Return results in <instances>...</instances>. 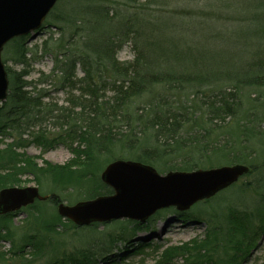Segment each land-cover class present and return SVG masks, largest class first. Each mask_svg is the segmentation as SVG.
I'll list each match as a JSON object with an SVG mask.
<instances>
[{
	"label": "trees",
	"instance_id": "1",
	"mask_svg": "<svg viewBox=\"0 0 264 264\" xmlns=\"http://www.w3.org/2000/svg\"><path fill=\"white\" fill-rule=\"evenodd\" d=\"M172 2L180 4L179 8L166 12ZM190 3L192 0H60L49 16L61 36H50L42 45V55L52 56L53 68L50 74L42 73L35 81H28L27 77L36 61L38 46L29 48L25 36L13 39L14 61L22 70L6 66L10 86L7 100L0 103V137L11 141L0 146V189L20 186L23 176H34L40 185L52 184L48 202L58 205L61 199L57 191L70 188H83L80 195L84 200L113 194L100 177L104 158L111 162L131 154V160L154 166L168 154L181 153L184 158L179 166L168 163L167 172H192L206 166L203 156L216 151L215 147L192 146L183 133L190 134L192 130L187 128L192 126V97L199 98L204 93L200 92L202 87L216 84L212 83L214 70L205 68L223 63L196 39ZM128 45L133 59L119 60V51ZM31 54L32 58H28ZM259 63L257 70L243 75L250 85H264V59ZM49 82L56 90L67 91V106L48 101L49 88L39 86ZM233 95L220 94L218 105L209 103L213 116H235L236 105L228 103V96L233 99ZM246 133L254 135L248 129ZM60 144L73 155L65 165L49 161L39 164L21 151L29 145L46 151ZM192 153H197V158H192ZM246 154L241 152L227 160V165H251V156ZM37 203L23 209L37 217L36 226L20 239L14 238L11 227L16 213L0 216V241L12 242L8 254L0 250V264L11 261L8 255H13L12 262L17 264L28 262L27 248L31 256H44L48 248L45 234L59 233L57 225L62 218L55 215L53 222H43ZM230 214V226L221 233L223 257L213 260L207 255L209 252L202 254L204 245L213 239L210 238L208 242L192 241L167 248L162 259L188 253L195 262L206 257L207 264L240 263L254 246L258 231H249L250 215L237 211ZM98 225L89 228L97 230ZM124 231L93 236L86 247L54 256L46 264H96L98 254L109 253L115 243L132 237Z\"/></svg>",
	"mask_w": 264,
	"mask_h": 264
},
{
	"label": "rangeland",
	"instance_id": "2",
	"mask_svg": "<svg viewBox=\"0 0 264 264\" xmlns=\"http://www.w3.org/2000/svg\"><path fill=\"white\" fill-rule=\"evenodd\" d=\"M61 3L57 5L56 12ZM190 4L192 28L198 37L196 39L206 44L205 48H209L211 54H216L223 64L205 68V71L214 70L211 76H214L212 83L216 84L213 87H202L200 92L204 93L199 98L192 97V126L187 127L188 130H192L189 131L190 134L183 133L184 139L188 144L192 142V146L201 144L203 147L207 144L215 147L216 151L203 156L206 168L227 165V160H232L244 152L251 156L252 166L246 165L251 167V171L215 197L197 203L188 211L180 212L174 207L163 209L144 224L129 219L114 220L98 223L96 230L89 226L74 228V224L62 218V222H58L57 225L58 234H45L48 248L44 256H31L32 253L27 248L25 255L28 262L24 264H46L54 256H61L81 246L86 247L93 236H99L103 232L120 233L125 228H127L125 234L132 237L127 241L115 243L109 253L102 251L95 257L96 264H207L206 257L201 262H195L192 254L186 253L183 256H174L170 260H163L162 254L170 247L192 244V241L201 243L213 238L209 244L204 245L202 254L209 252L207 255L213 260L223 257L225 249L221 233L227 231L230 226L228 219L231 211L250 215L249 231H258L255 234L254 246L238 264H264V85H250L249 79L243 77L251 70L252 72L257 70L258 64H261L260 60L264 59V0H192ZM179 5L172 2L166 12L177 9ZM50 36L54 39L61 36V31L58 25L52 22L51 16L45 20L42 28L25 36L29 48L38 46L37 58L31 66L28 81L37 80L42 73L50 74L53 68L52 56L42 55V45ZM133 57L129 45L124 46L118 53L121 61L132 60ZM28 58H32V54ZM3 60L7 67L15 71L22 70V66L14 61L13 42L5 46ZM259 74L262 75V72ZM81 75L79 72V76ZM49 84L51 82L39 86L49 88L51 94L48 101L57 106H67L69 98L67 91L56 90ZM228 93L234 94L233 99L236 98L233 100L228 96V103L234 102V106L236 105L235 116L222 115L216 118L209 103L216 102L218 105L220 94ZM246 129L254 135L247 136ZM10 141V138L0 137V146L4 147ZM21 151L34 157L39 164L49 161L65 165L73 158L72 153L62 144L46 151L40 146L29 145ZM196 155L192 153V158H197ZM131 157V154H124L122 159L131 160ZM183 158L181 153L168 154L153 167L160 175H166L168 170L165 166L168 163L179 166ZM103 160L100 175L110 163L106 158ZM22 181L19 187H38L42 195H52L51 183L40 185L34 176H23ZM84 191L79 187L57 191V194L61 199L60 203L74 205L85 199L80 195V192ZM37 204L41 209L40 219L43 222H53L54 216L58 215L57 205L51 204L48 200ZM33 214L25 210L16 212L11 225L15 232L14 238L20 239L24 233L30 232V228L36 226L37 216ZM96 248L98 249L97 246ZM11 249V241H0L2 252L8 254ZM7 257L11 260L8 264H17L16 261L12 262L15 260L13 255Z\"/></svg>",
	"mask_w": 264,
	"mask_h": 264
},
{
	"label": "water",
	"instance_id": "3",
	"mask_svg": "<svg viewBox=\"0 0 264 264\" xmlns=\"http://www.w3.org/2000/svg\"><path fill=\"white\" fill-rule=\"evenodd\" d=\"M59 0H0V103L7 100L10 80L2 58L4 47L14 38L39 28ZM250 171L236 164L192 172L160 175L152 166L133 160H114L101 173L112 195L83 200L74 205L59 203L58 214L79 227L129 219L145 223L158 211L174 207L190 210L236 183ZM38 187L10 186L0 190V215L45 201Z\"/></svg>",
	"mask_w": 264,
	"mask_h": 264
}]
</instances>
